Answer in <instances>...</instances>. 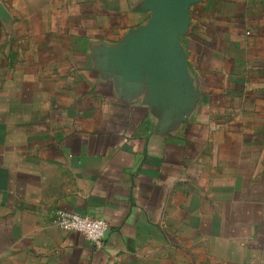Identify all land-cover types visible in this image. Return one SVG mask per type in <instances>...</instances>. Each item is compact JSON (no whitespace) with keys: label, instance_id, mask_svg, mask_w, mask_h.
Here are the masks:
<instances>
[{"label":"crops","instance_id":"0c3cea01","mask_svg":"<svg viewBox=\"0 0 264 264\" xmlns=\"http://www.w3.org/2000/svg\"><path fill=\"white\" fill-rule=\"evenodd\" d=\"M146 2L0 0V264H264V0L191 5L180 105L114 63Z\"/></svg>","mask_w":264,"mask_h":264},{"label":"water","instance_id":"95a60500","mask_svg":"<svg viewBox=\"0 0 264 264\" xmlns=\"http://www.w3.org/2000/svg\"><path fill=\"white\" fill-rule=\"evenodd\" d=\"M200 0H147L148 24L135 31L115 52L114 63L126 76L141 67L153 70L160 97L181 104L190 96L186 52L180 36L188 32L189 11Z\"/></svg>","mask_w":264,"mask_h":264},{"label":"built area","instance_id":"2783aa9c","mask_svg":"<svg viewBox=\"0 0 264 264\" xmlns=\"http://www.w3.org/2000/svg\"><path fill=\"white\" fill-rule=\"evenodd\" d=\"M57 224L64 230L81 232L98 248H104L108 234V224L104 219L68 210H60Z\"/></svg>","mask_w":264,"mask_h":264}]
</instances>
